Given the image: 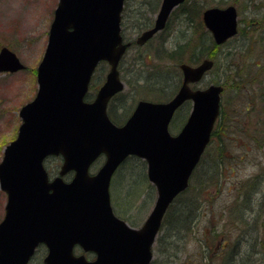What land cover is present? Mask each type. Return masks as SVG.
Wrapping results in <instances>:
<instances>
[{
	"label": "water",
	"instance_id": "obj_1",
	"mask_svg": "<svg viewBox=\"0 0 264 264\" xmlns=\"http://www.w3.org/2000/svg\"><path fill=\"white\" fill-rule=\"evenodd\" d=\"M186 0H162L155 25L137 40L145 44L166 27L172 11ZM125 0H59L48 44L37 69L38 92L20 111L17 138L4 150L0 187L7 193L0 223V264H27L35 248H48L45 264H150L152 246L165 214L189 180L211 140L220 114L223 87L192 90L212 68L205 60L182 64L184 82L166 103L141 101L123 126L110 119L107 108L125 88L119 65L130 43L121 34ZM203 20L218 44L237 33V10L211 8ZM101 62L111 69L94 102L85 96ZM25 65L7 47L0 50V72L16 73ZM193 109L182 131L173 136L169 124L187 100ZM106 161L95 175L94 161ZM147 161L148 178L157 199L140 229L131 228L113 212L111 180L130 156ZM49 156H62L59 175L50 180L44 166ZM74 171L66 182L64 176ZM94 251L89 263L75 256V245Z\"/></svg>",
	"mask_w": 264,
	"mask_h": 264
},
{
	"label": "rangeland",
	"instance_id": "obj_2",
	"mask_svg": "<svg viewBox=\"0 0 264 264\" xmlns=\"http://www.w3.org/2000/svg\"><path fill=\"white\" fill-rule=\"evenodd\" d=\"M58 1L0 0V50L9 48L26 66L16 73H0V163L5 146L16 138L22 123L19 116L21 108L36 97L37 67L45 53ZM197 1L205 5V9L235 6L239 33L218 46L214 51L216 58H203L212 59L215 64L203 81L192 87L204 89L212 83L222 85L224 82L222 107L226 112L223 120L226 131L229 134L246 132L256 139L258 147H255L251 137L232 139L228 149L235 158L222 168L219 176L208 173L211 176L205 188L195 185L196 191H191L180 200L184 202L188 197L197 200L195 219L179 233L169 225L162 228L164 231L160 232L154 245L153 264H264V130H258V125L262 127L261 123H264V0ZM152 9L153 6L150 8V4L144 1L129 0L127 10L123 12L125 39L134 44L120 65L126 84L124 97L116 100L121 110L110 107L111 115L120 119L118 123L124 121L121 120L122 114L127 111L124 113L126 117L140 100H168L170 90L177 87L174 95L182 84L180 64L195 66L203 60L188 62L189 53L185 50L181 52L184 56L182 63L172 61L168 53L173 49L171 44L176 37L177 15L169 28L158 32L145 45L138 46L136 39L144 30L139 31V26L155 19V15L151 16ZM165 38L168 39L166 42ZM156 48H161V51L157 53ZM219 62H222V68L215 71ZM226 63H231L234 71L238 70L247 82L234 81L237 76L234 71L226 74ZM151 65L155 68L161 66L160 70L165 74H161L162 82L154 77L157 69ZM103 73L100 70L97 74L96 87L104 82ZM127 81H131V85ZM253 91L257 96L251 99ZM261 97V112L258 114L252 111L253 102ZM191 110L192 103L188 102L178 111L170 124L173 135L180 131ZM218 147L217 141L205 155L200 171L205 172L210 167ZM103 164L104 158H100L91 168V173H96ZM61 165L60 157H50L45 161L51 178L57 175ZM256 181L260 183L253 185ZM110 194L116 214L131 226L140 228L157 199V190L147 177L146 163L139 158L127 160L114 174ZM6 203L7 195L0 187V222L5 215ZM171 221L177 223L173 217Z\"/></svg>",
	"mask_w": 264,
	"mask_h": 264
},
{
	"label": "trees",
	"instance_id": "obj_3",
	"mask_svg": "<svg viewBox=\"0 0 264 264\" xmlns=\"http://www.w3.org/2000/svg\"><path fill=\"white\" fill-rule=\"evenodd\" d=\"M128 1H126V3H125L124 13L126 12L127 7H128ZM142 1L149 3L150 8L153 6V9L151 11V16L155 15L157 13L159 6H160L159 5L160 0H148L150 2H148L147 0H141V2ZM186 3H188V4H186ZM186 3H185L186 5L184 4L182 7H180V9L178 11V13H179V15H178L179 24L177 25L178 27L176 29V31H177L176 37L173 38V40H172L171 45H173V47H172L173 49H170V53H168V54L170 56H172V61H175L176 63H182L184 56L182 55L181 52L185 51V50H187V52L189 53V57L187 58L188 62H193L195 60L200 61L201 59H203L205 57H209V58H213V59L216 58L217 53H215L214 51H216L217 48H219V47L217 45H215V43L213 42V40L210 36V33L206 31L204 24H203V21H202V17H201L202 11H204L206 6L203 4L200 5V2H198L197 0H192V1L186 2ZM151 24H152V22L140 25L139 31H141L143 29H147L149 26H151ZM191 32H193V33H191ZM188 33H189V35H188ZM167 40L168 39L165 38L164 42H166ZM160 51H161V48L156 50L157 53ZM151 66H152V68H155L153 65H151ZM160 68H161V66H156L155 69H157V70L155 71L154 77L161 81V78H162L161 74H164V73L161 72ZM221 68H222V62H219L218 68H216L215 71H218ZM233 71H234V67L231 65V63H226V65H225L226 74H228L229 72H233ZM234 72L237 73L236 78L234 77V81L240 80V82L242 84L247 82V79L245 77H242V74L238 70H236ZM127 82L130 85L132 83L131 81H127ZM133 82H134V80H133ZM223 83H222V85H224ZM171 87H173V85ZM168 88H169V86L167 87V89ZM176 89H177V87L174 86L170 90L168 98L171 97L170 95H173V93L176 91ZM251 93H252L251 99H254L257 96V93L254 91ZM122 97H124V94H122L120 97H118L117 100H120ZM262 97L264 98V95H262ZM262 97L259 99V101L253 102V104H254L253 109H252L253 112L260 114ZM262 111L264 112V108H262ZM112 116H113L114 120L117 118L114 116V114H112ZM225 118H226V112H225L224 107H223L222 111H221V116H220V118L216 124V127H215L213 135H212L213 139H212L211 145L209 146V148L206 152V154H207L209 152V149L213 146V144H215L218 141L219 147H218V151H217V154L215 156V159L213 161H211L210 167H208L207 170L205 172H203V171L199 170V167L204 161V158H205V156H204L200 165L195 170V173L191 179V184H190L189 189L185 193L180 195L175 200L173 205L170 207V209L166 215V218L164 220L163 227L169 225L170 227H172L173 230H175L179 233V232H182L187 225H190V223L194 221L195 216H196V210H197V208H196L197 207V205H196L197 200L192 199V197H188L186 199V201H184V202H180V200L182 198H184L185 196H187L191 191L192 192L196 191L195 185H196V187L201 186L202 189H203V186L205 188V183L210 178V176H211L210 174H213L215 176H219L222 168L224 166L227 167V164H230V162H232V160L235 157L231 156L232 153L228 149V146L231 147L232 144H230V142L232 141L233 138H240L241 139V138L251 137L255 147H258L256 139L246 132L241 131V134H237L235 132H232V134H229V132L226 131V124H223V120ZM261 125H262V127L260 125H258V130L263 131L264 130V123H261ZM231 135H233V136H231ZM242 145L245 146V143H242ZM259 145L262 146L263 144H259ZM208 173H210V174H208ZM259 183L260 182L256 181L253 185H257ZM172 217L174 218V220H176L177 223H174L171 221ZM186 221H187V224L185 225ZM159 240H160V238H159Z\"/></svg>",
	"mask_w": 264,
	"mask_h": 264
},
{
	"label": "flooded vegetation",
	"instance_id": "obj_4",
	"mask_svg": "<svg viewBox=\"0 0 264 264\" xmlns=\"http://www.w3.org/2000/svg\"><path fill=\"white\" fill-rule=\"evenodd\" d=\"M151 19V18H150ZM153 20V19H151ZM154 22V21H153ZM153 22H152V25L148 27L149 28H152L153 27ZM169 28V27H167ZM166 28V29H167ZM165 29V30H166ZM164 30V31H165ZM109 65L107 64H101L99 69L95 72L94 76H93V80L90 84V87H89V92L86 96V100L89 101V102H92L95 98H96V95L97 93L99 92L101 86L105 83L106 81V78H107V74H108V71H109ZM103 71V75H105V78H104V82L100 84V86L96 87L95 86V81L98 77V73L99 71ZM120 76H121V79L123 80V76L121 74V70H120ZM95 82V83H94ZM118 99V96H115L109 103V109L110 107L112 106V108L115 110V108L117 109V111H120L121 110V105L116 101ZM74 254L77 255V256H85V258L89 261V262H94L96 259H97V253L94 252V251H85L81 246L79 245H76L74 247ZM48 255V248L47 246L42 243V244H39L35 250H34V253L33 255L29 258V261L27 262V264H45V259H46V256Z\"/></svg>",
	"mask_w": 264,
	"mask_h": 264
},
{
	"label": "bare ground",
	"instance_id": "obj_5",
	"mask_svg": "<svg viewBox=\"0 0 264 264\" xmlns=\"http://www.w3.org/2000/svg\"><path fill=\"white\" fill-rule=\"evenodd\" d=\"M1 73V72H0Z\"/></svg>",
	"mask_w": 264,
	"mask_h": 264
}]
</instances>
